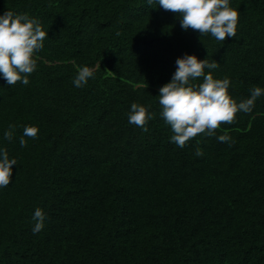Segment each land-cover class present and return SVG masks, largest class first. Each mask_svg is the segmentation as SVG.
Returning a JSON list of instances; mask_svg holds the SVG:
<instances>
[{
	"label": "trees",
	"instance_id": "16d2710c",
	"mask_svg": "<svg viewBox=\"0 0 264 264\" xmlns=\"http://www.w3.org/2000/svg\"><path fill=\"white\" fill-rule=\"evenodd\" d=\"M229 3L236 36L219 42L156 0H0V15L48 33L27 85L0 75V150L17 161L0 188V264H264V95L183 148L158 103L185 54L216 61L205 72L228 77L237 102L264 89V0ZM83 66L94 74L78 88ZM133 102L147 131L128 121ZM28 125L39 131L21 147Z\"/></svg>",
	"mask_w": 264,
	"mask_h": 264
},
{
	"label": "clouds",
	"instance_id": "9594fccd",
	"mask_svg": "<svg viewBox=\"0 0 264 264\" xmlns=\"http://www.w3.org/2000/svg\"><path fill=\"white\" fill-rule=\"evenodd\" d=\"M153 0H147L151 5ZM165 11L179 16L181 28L192 29L200 36L210 34L219 42L228 37L236 36L239 11L230 6L229 0H156ZM48 33L41 23L29 17L27 13H14L7 10L0 15V75L9 85L18 82L27 85L28 76L37 68L36 53L43 47V41ZM176 70L170 80L159 88L158 103L161 107V117L170 127L172 135L170 142L183 148L186 143L203 135L212 137L222 124H233L238 112L249 113L255 101L264 95V89L254 87L248 98L237 102L228 92L230 79L214 78L205 69H216V61L209 62L206 58L198 59L193 54H185L176 59ZM93 69L83 66L78 69L74 78L75 87H83L89 78L93 77ZM201 82L196 83L195 81ZM147 107L133 102L130 106L128 121L147 131L146 124L151 119ZM14 125H9L4 138L11 141ZM38 127L28 125L23 128L19 143L27 146L25 137L35 139ZM220 142H231V137L221 134ZM196 156H202L203 151L197 147ZM15 158L9 159L7 149L0 150V188L7 187L12 179V166ZM33 219L36 221L33 233L44 227L45 214L36 208Z\"/></svg>",
	"mask_w": 264,
	"mask_h": 264
}]
</instances>
